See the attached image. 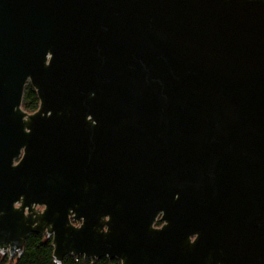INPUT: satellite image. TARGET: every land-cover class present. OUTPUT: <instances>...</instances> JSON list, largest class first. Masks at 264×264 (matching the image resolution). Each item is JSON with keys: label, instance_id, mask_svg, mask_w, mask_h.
I'll list each match as a JSON object with an SVG mask.
<instances>
[{"label": "water", "instance_id": "95a60500", "mask_svg": "<svg viewBox=\"0 0 264 264\" xmlns=\"http://www.w3.org/2000/svg\"><path fill=\"white\" fill-rule=\"evenodd\" d=\"M30 233L264 264V0H0V251Z\"/></svg>", "mask_w": 264, "mask_h": 264}, {"label": "trees", "instance_id": "16d2710c", "mask_svg": "<svg viewBox=\"0 0 264 264\" xmlns=\"http://www.w3.org/2000/svg\"><path fill=\"white\" fill-rule=\"evenodd\" d=\"M40 99L31 84L25 88L23 107L29 112L39 108ZM0 264H57L54 257L52 238L42 233H31L25 243L24 251L14 258L9 253L0 251ZM60 264H121L118 259L102 257L100 259H85L83 256L68 255Z\"/></svg>", "mask_w": 264, "mask_h": 264}, {"label": "flooded vegetation", "instance_id": "af4514ba", "mask_svg": "<svg viewBox=\"0 0 264 264\" xmlns=\"http://www.w3.org/2000/svg\"><path fill=\"white\" fill-rule=\"evenodd\" d=\"M164 224V222H162L161 220H160V218H158V220L156 221V223H155V226H157V227H161L162 225ZM31 234V233H30ZM29 234V235H30ZM44 235H46L48 238H52V237H50V236H48L47 234H44ZM110 259V258H109ZM112 259H118V258H112ZM118 260H120V259H118ZM120 262H121V264H122V261L120 260Z\"/></svg>", "mask_w": 264, "mask_h": 264}]
</instances>
